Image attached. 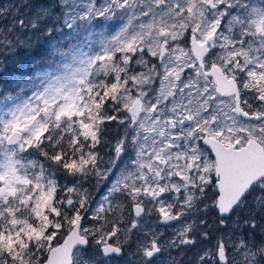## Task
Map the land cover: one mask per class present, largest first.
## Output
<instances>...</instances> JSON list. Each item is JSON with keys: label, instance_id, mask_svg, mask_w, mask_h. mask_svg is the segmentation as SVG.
Segmentation results:
<instances>
[{"label": "snow or ice", "instance_id": "6c2138e0", "mask_svg": "<svg viewBox=\"0 0 264 264\" xmlns=\"http://www.w3.org/2000/svg\"><path fill=\"white\" fill-rule=\"evenodd\" d=\"M10 11L0 49L53 35ZM59 11L67 29L122 24L95 52L51 44L65 74L35 73L47 86L0 118V264H185L191 249L194 264H264V0Z\"/></svg>", "mask_w": 264, "mask_h": 264}, {"label": "rangeland", "instance_id": "374dc122", "mask_svg": "<svg viewBox=\"0 0 264 264\" xmlns=\"http://www.w3.org/2000/svg\"><path fill=\"white\" fill-rule=\"evenodd\" d=\"M67 2L68 0H41L40 3H36V0H0V8L17 9L15 13L9 12V19H12L13 16L22 18L25 22V29L28 28L29 24L37 21L40 22L41 28L51 29L53 35L48 38L52 46L55 47L58 42L57 47L62 50H68L72 45H78L85 52L98 51L99 41L102 42L107 36L118 30L122 24V21L118 18L113 20L97 19L91 25L86 24L83 29H67L60 23L62 16L64 17L65 23H67V13L59 11L61 5ZM252 2L258 4L259 0H252ZM88 32H91L92 35L89 37V41H85L84 37ZM42 36L46 35L42 32L40 33V38ZM31 48L22 50L13 49L11 52L0 49V73H6L9 69L10 73H15L12 77L13 81L11 80L10 82L12 83L14 91L3 93V90L0 89V118H10L7 116L10 110H15L17 105H22L25 101L33 97L35 93L41 92L47 86L48 81L43 75L33 79L35 73L47 72L52 76L64 75L66 72L64 65L72 63L70 57L55 55L54 57L57 60L46 63L44 67H39L37 61H34L32 56L29 55ZM30 72L31 75H25V73ZM3 76H6V74H3ZM8 77L11 79V74ZM100 155L103 158L101 168H104L108 165L109 158L112 155L111 147L108 145L105 153L100 152ZM127 159L128 157L125 156L124 160L126 161ZM85 187L89 188L90 196L96 202L100 200V197L106 190L104 186L93 187L91 185H85ZM209 219H214V217H210ZM171 231V229H168V232ZM197 251L198 249H191L187 253L185 256V264H194V253Z\"/></svg>", "mask_w": 264, "mask_h": 264}, {"label": "trees", "instance_id": "16d2710c", "mask_svg": "<svg viewBox=\"0 0 264 264\" xmlns=\"http://www.w3.org/2000/svg\"><path fill=\"white\" fill-rule=\"evenodd\" d=\"M55 42V41H54ZM51 41L47 36H42L39 41H37L36 44L33 45V47L29 50V55L32 56V59L34 61H37V65L40 67H44L46 63H49L50 61L57 60L55 55H50V45ZM58 58V57H57ZM3 74H6V76H3ZM9 74H11V79H9ZM15 73H10V69L6 73H0V89L3 90V93H8L14 91V88L12 86L11 80ZM18 74V72H17ZM25 75L29 76L30 73H25ZM20 76V74H19ZM13 81V80H12ZM116 131L115 128H109V131L106 134L107 140H112V138L115 136ZM108 147V144H103L99 148V152L105 153V149Z\"/></svg>", "mask_w": 264, "mask_h": 264}]
</instances>
